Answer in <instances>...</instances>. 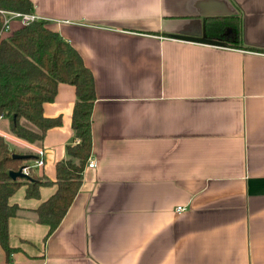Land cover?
Returning <instances> with one entry per match:
<instances>
[{
    "label": "crops",
    "instance_id": "crops-1",
    "mask_svg": "<svg viewBox=\"0 0 264 264\" xmlns=\"http://www.w3.org/2000/svg\"><path fill=\"white\" fill-rule=\"evenodd\" d=\"M29 1L91 73L95 166L48 233L33 211L72 143L74 88L58 83L41 105L58 123L40 143L0 118L14 152L42 150L33 171L47 181L8 196L0 264H264V51L182 37L207 39L203 18L231 16L240 44L264 49V0ZM7 24L0 36L22 25Z\"/></svg>",
    "mask_w": 264,
    "mask_h": 264
},
{
    "label": "trees",
    "instance_id": "trees-1",
    "mask_svg": "<svg viewBox=\"0 0 264 264\" xmlns=\"http://www.w3.org/2000/svg\"><path fill=\"white\" fill-rule=\"evenodd\" d=\"M2 10L31 12L29 0H0V31ZM202 32L217 45L264 51L240 44L239 18L211 17L202 20ZM68 83L74 88V103L70 118L72 143L65 148V159L55 163L56 189L33 211L35 221L47 226L51 233L65 215L80 187L85 160L90 156L89 119L93 103L91 73L78 54L62 37L50 30L42 20H31L5 36H0V114L7 120L10 133L19 140L40 143L43 133L57 119L42 116L41 105L53 99L56 85ZM22 120L25 122L22 123ZM14 152L0 135V246L8 255L13 248L7 245V220L17 211L7 198L22 184L26 197H37V190L47 181L35 174L28 158H13ZM27 166L25 177L11 179L8 171Z\"/></svg>",
    "mask_w": 264,
    "mask_h": 264
},
{
    "label": "built area",
    "instance_id": "built-area-1",
    "mask_svg": "<svg viewBox=\"0 0 264 264\" xmlns=\"http://www.w3.org/2000/svg\"><path fill=\"white\" fill-rule=\"evenodd\" d=\"M3 11V14H5V17L3 18V21H2V29L0 31V34L4 31H7V28H8V21L9 19H15V20H18V22L20 24H27L28 22H31V20H36L35 16L32 14H30V12H23V11H19V10H16V11H11V10H2ZM3 117L2 114H0V118ZM35 156L36 158L33 160L32 164H31V167L32 168H36V167H40L42 164H43V156H42V150L41 149H38L36 150V153H35ZM95 166V162L92 158L88 157L86 160H85V163H84V167L86 168H93ZM27 166H23L21 168V171L25 174L28 173L27 171ZM177 210H181L179 209V207H177Z\"/></svg>",
    "mask_w": 264,
    "mask_h": 264
},
{
    "label": "water",
    "instance_id": "water-1",
    "mask_svg": "<svg viewBox=\"0 0 264 264\" xmlns=\"http://www.w3.org/2000/svg\"><path fill=\"white\" fill-rule=\"evenodd\" d=\"M182 37H184V38H186V39H188V40H197V41H200V42H207V43H215L213 40H207V39H205L203 36H201V37H188V36H182ZM10 156L11 157H13V158H18V159H21V158H28V155H26V154H24V153H21V154H16V153H11L10 154ZM23 166H21L17 171H8V175H9V177L11 178V179H15V178H17V177H20V178H22V177H25L26 176V174L25 173H23L22 171H21V168H22Z\"/></svg>",
    "mask_w": 264,
    "mask_h": 264
},
{
    "label": "rangeland",
    "instance_id": "rangeland-1",
    "mask_svg": "<svg viewBox=\"0 0 264 264\" xmlns=\"http://www.w3.org/2000/svg\"><path fill=\"white\" fill-rule=\"evenodd\" d=\"M22 123H24L25 124V122L22 120Z\"/></svg>",
    "mask_w": 264,
    "mask_h": 264
}]
</instances>
